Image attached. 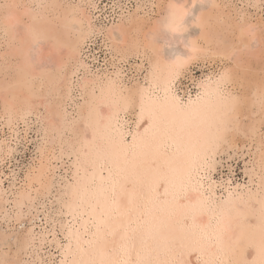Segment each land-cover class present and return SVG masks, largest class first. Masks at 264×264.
<instances>
[{
    "label": "bare ground",
    "instance_id": "6f19581e",
    "mask_svg": "<svg viewBox=\"0 0 264 264\" xmlns=\"http://www.w3.org/2000/svg\"><path fill=\"white\" fill-rule=\"evenodd\" d=\"M86 1L16 0L27 6L25 11L29 14V24L33 31L39 33L42 46L55 53L54 61L45 63L40 69H30L22 60V56H27L36 49L31 35L6 34L0 27V130L3 132L0 134V163L14 151V147L8 142L11 138L5 134V128L13 137L19 131L17 127L19 123L30 127V120L33 119V123L37 124L36 133L40 137L38 143H35L34 151L37 157L26 166L25 171L23 170L21 186L14 189L9 200L16 221H20L25 212L35 206L37 200L52 193L53 183L49 171L53 160L61 157L68 160L69 177L64 178L57 198V209L60 214L71 220V223L59 225L64 244L60 247L58 264H79L81 260L88 258L83 251L87 246L86 242L93 238L96 226L101 224L102 220L109 219L108 214L114 209L111 197L113 189L119 190L121 170L131 167L129 161L125 159L130 151L128 145L119 139L113 128L107 127V121L101 128L105 136L111 137V143L104 158L97 156L95 145L85 142L78 129L87 125L88 107L94 102L100 103L114 97L119 99L120 94L126 93L130 87L155 89L153 68L145 49L140 46L141 31L149 17L163 21L161 13L166 15L167 11L159 6L168 4L186 6L184 2L173 0H148L152 5H158L155 8L158 15L140 14L136 7L122 13L117 22L96 31L87 8L82 5ZM208 4L201 12L205 18H210L213 22L215 36L209 42L210 46L213 50L226 46L240 49L249 58L253 69L252 86L246 92L247 123L239 131L224 134L219 140L213 141L207 153L210 163V159L220 152L247 148V153L251 157V168L247 172L250 173L251 181H254L252 177H255L256 187L244 194L219 200L222 205L233 208L242 222L243 218L250 214L259 217L264 202V129L261 128L264 115L260 92V73L264 69V23H253L244 12L232 13V9L227 10L222 0H208ZM201 12L197 16H200ZM94 32L103 34L104 44L111 51L113 61L139 58L136 71L142 72L141 79L131 83L123 82L122 69L114 62L112 65L115 69L108 73L89 74V71L88 74L79 76L78 72L83 66L81 50ZM122 32L126 35L121 36ZM192 39H195V36H191L189 41ZM253 40L258 44L255 49L252 46ZM178 55L182 56L186 63L162 64L156 69L161 81L172 74H175V81L179 80L199 61L219 64L220 67L215 73H219L226 63L218 55H201L199 58L189 59V56L194 54L188 48L186 53ZM145 61L148 67L145 66ZM216 77L217 74L212 79L210 77L194 81L198 91L191 99L195 100L197 95L203 97L207 93H212ZM157 95L162 96L163 92L160 91ZM125 115L134 116L135 122L139 119L138 106L137 110L129 109L124 113L122 121ZM91 131L89 129V136ZM97 142L103 144L105 141ZM177 147L178 145L171 144L168 146L167 152L170 157L179 159L182 155L183 149L177 152ZM135 151L141 150L137 148ZM195 196L196 193H193L194 199ZM4 212L0 186V215ZM142 212V218L139 220L141 226L147 227L159 221L160 217L152 210L150 203H146ZM46 218L47 222L52 224L51 227H55L57 221L47 214ZM136 219L134 213L132 220L135 222ZM209 224L210 217L206 215L197 218L196 227L189 219L174 229L177 250L184 252V259L188 264H200L205 259L220 258L217 247L209 239V234L213 230ZM135 226L133 223V227ZM0 238L6 239L4 236ZM13 238L14 249L12 245H8L12 254L3 252L0 262L26 264L22 256L27 253L28 245L33 240L32 229L28 227L24 231H18ZM260 242L258 226L238 229L232 237V244L236 250L233 258L251 259L252 257L248 256V252L251 251L248 245L259 246ZM170 256L171 253H167L163 247L160 249L159 258Z\"/></svg>",
    "mask_w": 264,
    "mask_h": 264
},
{
    "label": "snow or ice",
    "instance_id": "6c2138e0",
    "mask_svg": "<svg viewBox=\"0 0 264 264\" xmlns=\"http://www.w3.org/2000/svg\"><path fill=\"white\" fill-rule=\"evenodd\" d=\"M26 5L16 0H0V27L5 33L21 35L29 33L36 44L34 52L22 56L30 69H40L45 63H52L55 53L42 46L40 35L29 24ZM153 8L158 5L153 4ZM167 14L160 19L147 18L141 31L140 46L145 49L153 68L155 89L130 87L126 93L88 107L87 125L78 129L86 143L95 145L97 156L104 158L111 143V137L104 135L101 125L108 122L119 139L127 144L125 159L131 167L121 170L119 190L113 189V212L109 219L96 226V232L83 249L87 259L79 264H188L184 252L177 250L174 229L191 219L196 227L198 217L209 216L213 230L209 239L218 249L220 258L205 259L200 264H264V202L259 217L247 215L241 222L236 211L219 201L213 200L211 184L207 190L201 182L209 175L211 168L207 153L210 145L224 134L239 131L247 123L246 92L252 86V65L249 58L236 47L213 48V22L193 11L191 25L200 29L198 34L189 33V13L186 6L168 4L159 6ZM195 10L197 5H191ZM121 36L126 33H121ZM190 35L195 39L188 40ZM251 35V33H249ZM185 41V47L194 55H218L226 63L217 73L215 88L195 100L182 98L175 84V74L161 81L156 69L162 64L182 65L185 59L174 50L173 41ZM262 115H264V69L260 73ZM162 91L163 95H157ZM139 112L135 129L121 124L129 109ZM143 128V131H141ZM264 129V119L261 121ZM91 129V136H89ZM98 140H104L103 144ZM130 140V143H129ZM183 149L179 159L170 157L169 145ZM139 148L141 151H135ZM106 162V161H105ZM179 176V179H177ZM193 193H196L195 199ZM146 203L159 215V221L144 227L139 224ZM135 213L136 221L132 220ZM133 223L136 224L133 227ZM260 230V244L248 245L251 251L243 260L234 259L236 250L232 244L233 234L242 227ZM151 241V243H149ZM164 248L170 258H159ZM203 251L202 249L200 250ZM8 264V262H0ZM19 264V262H15Z\"/></svg>",
    "mask_w": 264,
    "mask_h": 264
},
{
    "label": "rangeland",
    "instance_id": "374dc122",
    "mask_svg": "<svg viewBox=\"0 0 264 264\" xmlns=\"http://www.w3.org/2000/svg\"><path fill=\"white\" fill-rule=\"evenodd\" d=\"M173 1L180 3L184 2L186 4L190 25L188 32L198 34L200 29L191 25L190 16L193 11L198 15L199 12L207 8L209 5L208 0ZM74 2H76V0H74ZM222 3L228 8L227 10L232 9V13L244 12L246 17L253 23H264V0H222ZM83 4L89 12L91 22L95 26L96 31L112 25L119 20L122 13L128 10H134L136 7L140 14L158 15L156 13V7L153 8L151 2L149 3L148 0H87L85 3H82V5ZM193 4L197 5L195 10L191 8ZM146 11L148 13H145ZM191 36L195 35H190L188 40ZM173 42L177 44V48L174 49L177 54L186 53L187 48L185 47V41L180 40ZM252 43L253 48H256V45L258 47L255 40H253ZM80 57L83 66L78 72L79 76L89 71V74L93 72L100 74L108 73L115 69V66L112 65V62H114L122 69L121 76L123 82L131 83L136 79H141L142 72L136 71V66L140 59L131 57L123 61H118L116 59L113 61V55L109 48L105 46L102 33L94 32L83 46ZM144 63L145 66L148 67L147 62L145 61ZM219 67V64L213 65L201 61L193 64L189 71L186 72L185 76H181L179 80L175 81L179 95L182 98H193L198 91L195 82L198 79L210 77V79H212L214 75L217 74L215 71H217ZM192 77L194 80H192ZM75 94L76 90L73 92V99H75ZM71 103L72 101L70 104ZM134 118L135 117L132 115H125L124 121H122L123 125L126 123L127 126H131L134 130ZM33 122L34 120L31 119L30 127H26L25 124L19 123L17 126L19 131L17 135L13 137H11L7 128L4 129L7 137L11 138L8 142L14 147V151L11 156L0 163V186L3 193V207L5 208L4 214L0 215V237H6V239L0 238V257L3 252L12 254V250L8 245H12L14 249L13 237L16 232L24 231L29 227L32 229L33 240L28 245L27 253L22 256L25 263L58 264L60 247L64 244V237L60 231L59 225L60 223L65 224V222L71 223V220L67 219L64 214H60L57 209V198L61 192V187L65 180L64 178L69 177L67 173L68 160L62 157L53 160L49 171L53 183L52 193L47 197L39 199V201L37 200L35 206L31 208L30 211H26L20 221H16L13 218V208L10 204L11 201L9 202L12 197V192L21 186L22 175L27 168L26 166L34 162L37 157V153L34 151L35 143H38L40 137L36 133L37 124ZM0 134H3L1 130ZM210 163L212 164V167H210V174L204 176L201 182L205 190L208 189L209 183L211 184L213 200L219 201L229 196L235 197L244 194L246 191L253 190L256 187L255 177H252L254 181H251L250 173L247 172V170L249 171L251 168V157L247 153V148L243 150L237 149L235 151L220 152L210 159ZM46 214L57 221L55 227H51L52 224L47 222ZM10 237H12V240Z\"/></svg>",
    "mask_w": 264,
    "mask_h": 264
}]
</instances>
